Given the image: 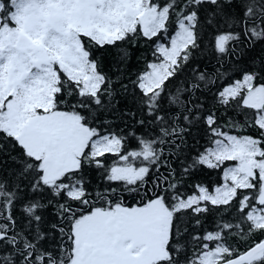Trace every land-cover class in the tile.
I'll list each match as a JSON object with an SVG mask.
<instances>
[{"label": "snow or ice", "instance_id": "obj_1", "mask_svg": "<svg viewBox=\"0 0 264 264\" xmlns=\"http://www.w3.org/2000/svg\"><path fill=\"white\" fill-rule=\"evenodd\" d=\"M0 264H264V0H0Z\"/></svg>", "mask_w": 264, "mask_h": 264}]
</instances>
